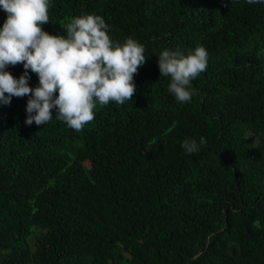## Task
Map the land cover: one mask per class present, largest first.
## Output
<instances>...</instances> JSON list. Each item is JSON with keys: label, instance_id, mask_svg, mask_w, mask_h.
Segmentation results:
<instances>
[{"label": "trees", "instance_id": "1", "mask_svg": "<svg viewBox=\"0 0 264 264\" xmlns=\"http://www.w3.org/2000/svg\"><path fill=\"white\" fill-rule=\"evenodd\" d=\"M48 11L50 34L97 14L147 59L132 100L98 104L80 132L55 110L26 125L27 96L0 107V264H264V5L52 0ZM197 46L207 69L177 102L158 55ZM201 136L186 153L182 141Z\"/></svg>", "mask_w": 264, "mask_h": 264}, {"label": "clouds", "instance_id": "2", "mask_svg": "<svg viewBox=\"0 0 264 264\" xmlns=\"http://www.w3.org/2000/svg\"><path fill=\"white\" fill-rule=\"evenodd\" d=\"M262 4L264 0H247ZM52 0H0L6 19L0 26V107L13 97L27 96L26 119L31 126L53 119L63 121L76 132L94 120L97 105L114 101L123 105L136 91L134 74L146 62L145 48L128 37L121 44L108 34L109 25L97 14L73 17L67 35L50 34L43 25L50 21ZM209 53L197 46L185 54L164 49L158 55L161 76L170 77L168 92L177 102H190L192 81L206 71ZM22 64L24 72L15 77L9 66ZM31 73L39 83L30 86ZM207 140L186 138L182 148L198 153Z\"/></svg>", "mask_w": 264, "mask_h": 264}]
</instances>
